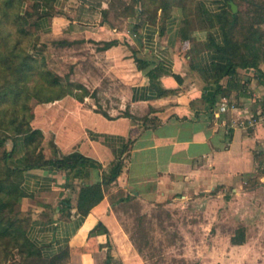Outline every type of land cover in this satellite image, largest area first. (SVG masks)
<instances>
[{"label":"crops","instance_id":"1","mask_svg":"<svg viewBox=\"0 0 264 264\" xmlns=\"http://www.w3.org/2000/svg\"><path fill=\"white\" fill-rule=\"evenodd\" d=\"M224 1L201 0L196 6L171 1L172 6L160 7L153 19L149 12H135L125 17L134 24L133 34L127 35V29L106 20L112 10L102 0V22L87 30V37L95 41L88 45L103 47L106 41H118L110 48L93 50L102 58L104 75L122 85L110 96L129 105L130 115L113 116L112 110H106L112 115L109 118L91 107L88 97L80 101L71 95L37 105L32 126L44 132L46 158L78 151L103 165V170L26 171L28 196L22 199L21 210L30 218L29 237L41 250L40 257L28 260L149 264L120 219L124 198L167 209L180 205V199H193L204 212L215 206L216 198L230 194L225 209L227 217L234 219L227 221L228 247L201 253L200 264L207 258L210 264H264V126L244 128L238 124V111L217 113L207 99L214 86L215 65L223 63L215 48L223 41L222 30L208 19L215 18L212 14L220 11ZM78 4L65 7L69 16L52 18L56 39L75 31ZM136 57L148 64L140 68ZM261 68L264 71V65ZM229 79L220 82L222 97L239 109L264 87L260 78L241 69L231 89ZM50 140L57 152L48 145ZM28 155L20 145L11 163L23 167ZM117 159L124 162L122 173L104 186V199L82 215L78 208L82 186L101 182L103 171L109 173ZM99 224L107 230L98 229ZM235 225L243 227V244L232 243ZM210 235L212 240L223 236Z\"/></svg>","mask_w":264,"mask_h":264},{"label":"trees","instance_id":"2","mask_svg":"<svg viewBox=\"0 0 264 264\" xmlns=\"http://www.w3.org/2000/svg\"><path fill=\"white\" fill-rule=\"evenodd\" d=\"M28 1L32 2V10L27 8ZM59 1L0 0V244L4 250H11L22 259L41 256L40 248L28 234L30 218L26 214L23 216L21 210L22 199L28 196L24 188L26 171L33 168H53L80 173L89 168L103 170V165L78 151L56 158H46L43 146L44 132L32 126L35 113L30 100L33 98L39 103H47L68 95L80 101L90 96L89 89L83 83L70 80L64 83L44 61H39L41 52H32L40 43V31L51 30V25L48 27L51 19L56 14H62L59 11L54 12ZM235 2L237 3L236 0H225L220 11L212 14L215 18L208 19L211 23L216 21L223 33L222 43L214 42L217 58L223 63L215 65L214 86L207 98L211 103V110L217 109L221 97L225 96L221 80L229 77V88H233L240 69L248 74L255 73L264 84V71L261 68L264 65V0H252L256 14L254 24L249 28L252 36L242 40L236 38L241 11L234 12L232 3ZM147 3V0H131L123 13L131 16L146 8V12H149L150 18L153 19V14L157 13L158 8L152 11L147 7ZM169 6H172L169 0L161 4L164 9ZM57 40L60 45L68 44L65 39ZM117 42L106 41L104 46H99L98 49L110 48ZM136 61L140 68L148 64L137 57ZM31 80L33 85H29ZM74 90L83 93L77 94ZM104 115L112 118L107 112H104ZM125 115L129 116L130 113ZM8 142L12 143L11 148L7 147ZM50 142L52 149L57 152V145L52 140ZM20 145L29 153L23 167L11 163ZM123 166V160L117 159L109 173L103 171L101 182L86 183L82 186L78 202L82 215H87L104 199V186L118 178ZM133 199L134 197L129 196L123 200ZM97 228L107 230L103 224H99ZM242 232L232 237L233 244L244 243V231Z\"/></svg>","mask_w":264,"mask_h":264},{"label":"rangeland","instance_id":"3","mask_svg":"<svg viewBox=\"0 0 264 264\" xmlns=\"http://www.w3.org/2000/svg\"><path fill=\"white\" fill-rule=\"evenodd\" d=\"M164 1L147 0V7L155 11L161 7ZM169 1L177 2L178 0ZM236 1L237 11H241L236 38L242 40L252 36L249 28L254 24L256 14L252 0ZM107 2L112 13L104 16L106 20L113 26L118 24L120 29H127V35L133 34L134 24H131L129 19H125L126 15L123 13L125 6L131 0H107ZM184 2L190 6L201 4V0H184ZM77 3H79L80 8L76 17L78 22L74 25L75 31L70 33L66 31L65 35L60 38V40H67L68 44H58V40L52 35L51 30L40 31V43L32 52H41V55L38 56L39 61H44L45 65L58 74L64 83H67L68 80L83 83L90 92L87 101L94 109L103 112L112 110L113 116L129 113V105H126L118 97L110 96L115 89L119 90L122 85L111 79L109 75H104L102 58L93 50L98 47L88 45L95 43V41L87 37V30H92L94 25L102 22V0H78ZM77 3L75 0H60L59 4L55 6L54 12L59 11L63 15L69 16L70 12L65 11V7L74 8L73 4ZM27 8L32 10L31 1L27 2ZM138 12L146 14V8L138 10ZM51 22H49L48 27H50ZM256 26L257 24L254 27ZM125 37L124 40H130L128 36ZM29 85H33V80L30 81ZM74 91L77 94L83 93L80 90ZM30 103L34 111L40 104L36 98L30 100ZM121 106L122 108H120ZM48 145L51 148V142ZM7 147H11V142L7 143ZM118 195L121 196L122 192H118ZM231 197L230 194L221 195L214 200L215 206L210 210H205L206 212H201L196 208L193 199H180L177 201L181 203L180 205L177 204L168 209L161 206L144 207L139 200L133 199L120 204L118 213L136 250L149 264H200L201 253L206 254L215 249L225 250L228 247L229 241L224 235H228L230 231L227 221H233L234 218L233 216L227 217L225 208L226 202ZM22 215L25 216L24 213ZM232 228L234 235H239L240 231L241 233L244 231L241 225L238 227L235 225ZM218 232L223 236L212 240L210 234ZM0 264H41V262L22 259L17 253L4 250L0 244ZM205 264H210L208 258ZM238 264H242V261Z\"/></svg>","mask_w":264,"mask_h":264},{"label":"built area","instance_id":"4","mask_svg":"<svg viewBox=\"0 0 264 264\" xmlns=\"http://www.w3.org/2000/svg\"><path fill=\"white\" fill-rule=\"evenodd\" d=\"M252 77L255 73L250 74ZM247 90V89H246ZM251 94L250 91H246ZM217 113H226L228 111H238V124L244 128L255 127L257 125L264 126V87L254 95V99L243 108L239 109L234 103H231L227 97H222L217 109Z\"/></svg>","mask_w":264,"mask_h":264},{"label":"water","instance_id":"5","mask_svg":"<svg viewBox=\"0 0 264 264\" xmlns=\"http://www.w3.org/2000/svg\"><path fill=\"white\" fill-rule=\"evenodd\" d=\"M232 8H233V10H234V12H237V5L235 4V3H232Z\"/></svg>","mask_w":264,"mask_h":264}]
</instances>
